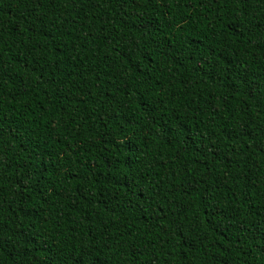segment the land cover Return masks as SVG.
Instances as JSON below:
<instances>
[{
    "label": "trees",
    "instance_id": "trees-1",
    "mask_svg": "<svg viewBox=\"0 0 264 264\" xmlns=\"http://www.w3.org/2000/svg\"><path fill=\"white\" fill-rule=\"evenodd\" d=\"M0 264H264V0H0Z\"/></svg>",
    "mask_w": 264,
    "mask_h": 264
}]
</instances>
